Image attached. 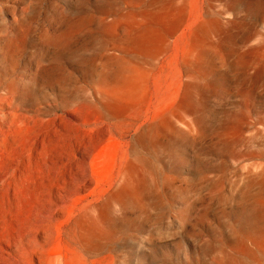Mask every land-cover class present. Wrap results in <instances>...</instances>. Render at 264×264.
<instances>
[{"label": "rangeland", "instance_id": "rangeland-1", "mask_svg": "<svg viewBox=\"0 0 264 264\" xmlns=\"http://www.w3.org/2000/svg\"><path fill=\"white\" fill-rule=\"evenodd\" d=\"M29 3L40 8L29 22V40L15 63L6 62L7 72L0 64V76L7 74L4 80L34 83L25 95L0 84V264H261L243 251L240 262L225 256L238 252L237 243L252 248L261 239L263 222L244 226L248 216L264 212V188L254 180L264 169V8L249 14L255 10L254 0L203 4L204 10L221 17L233 38L231 43L214 38L232 52L212 66L217 72L211 79L217 75L218 83L204 98L199 117L205 126L177 142L166 134L159 138L153 162L170 180L161 184L159 203L128 208L132 222L119 223L108 247L85 253L70 241V223L63 221L79 203L90 207L112 193L121 162L133 158L132 140L146 112L171 94L169 70L162 68L161 57L155 63H146L144 56L134 58L133 67L148 77L145 99L134 107L135 113L113 117L98 101L107 84L101 78V59L110 50L101 48L96 25L76 27L64 54L40 53L42 40L66 31L59 26L56 7L66 12L78 8L88 17L96 14L101 0L82 5L78 0H0L18 11ZM227 4H233L229 12ZM3 15L8 23L1 28L14 35L11 23L18 17ZM250 46L260 47V57L234 73L230 63L235 54ZM195 115L183 112L180 121L174 120L186 129L182 121L190 122ZM78 162L88 165L86 191L75 178ZM97 187L104 192L91 196ZM87 193V201L81 202ZM113 215L121 217L117 209Z\"/></svg>", "mask_w": 264, "mask_h": 264}, {"label": "bare ground", "instance_id": "bare-ground-1", "mask_svg": "<svg viewBox=\"0 0 264 264\" xmlns=\"http://www.w3.org/2000/svg\"><path fill=\"white\" fill-rule=\"evenodd\" d=\"M213 1L222 0H126L124 3L101 0V4L96 6V14L91 12L88 17L80 15L78 8L66 12L62 8L56 7V12L61 19L59 26L65 28L66 31L55 33L52 38L42 40L41 44L43 45L40 53L45 54L52 51L53 55L56 53V56L64 54L76 36L74 32L76 27L81 28L88 25L90 28L92 25H96L101 48L110 50L102 55L101 59V78L107 84L99 91L98 101L103 111L112 114L113 117H121L131 110L135 113L137 109L134 107L145 99L148 77L133 67L134 58L144 56L145 62L149 63L161 57L162 68L169 70L166 77L169 80L171 94L168 97H161L158 106L150 107L146 112L145 119L138 127L139 130L132 140L133 158L128 159L127 162H121L118 171L120 180L116 183L112 193L90 207L88 202L81 207L82 203H79L77 208L71 210L63 221L64 224L70 223L69 233L73 237L70 241L81 247L85 253L100 251L108 247L111 243L109 240L118 234L119 223L132 222L133 219L126 214L128 208L145 209L159 203L158 192L161 184L165 185L170 182L168 178L161 176L159 168L153 162L156 158L152 149L158 145L159 138L166 134L172 142H177L192 132L193 128L198 131L203 130L205 125L202 121L203 118L199 115L205 105L204 98L213 91L218 83L217 75L211 79V76L214 77L217 72L212 69V66L224 54L232 52L231 49H223L219 43L215 44L214 38L217 39V42L220 40L233 42L231 32L226 30L227 27L224 29L221 17L211 12L209 8L206 10L203 8L205 2ZM231 2L237 3L238 0H231ZM78 3L82 5L86 3V0H78ZM226 7L225 12H229L233 8V4H227ZM254 8L255 10L250 11L249 14H255L256 9L264 8V0H254ZM5 12L18 17L11 23L15 25L14 35L11 30L1 28L8 23L3 15ZM39 13L40 8L34 3H29L25 9L19 11L17 6L0 4V64L6 72V68L10 66L6 62L14 61L13 63H15L20 48L29 40V22ZM236 18L235 15L232 19ZM232 21L228 19L229 23ZM248 39L247 36L244 40L248 41ZM260 50L259 46H250L235 54L234 61L230 63L231 70L236 73L240 69V65H247L250 61L258 60ZM6 75L4 73L0 76V84L8 88V92L16 93L17 90H20L22 95H25L34 85V83L25 81L17 84L15 81L4 80ZM161 80L162 76L157 79V87L160 89ZM183 112L196 114L190 122L182 121L186 125V129L178 126L174 120L178 118L180 121L179 116H182ZM243 122L245 121L243 120ZM228 126L226 124V127L223 128L224 133L228 130ZM221 131L223 132V130ZM211 136L214 137L215 134ZM257 142L259 143V141ZM77 164L78 170L75 178L77 183L83 187V191H86L88 188L86 166L88 165L86 162ZM257 172L259 173V171ZM261 174L260 179L254 178V180H257L256 183L263 185L264 188V169ZM213 183L212 186H214ZM103 192V188L97 187L90 195H101ZM87 199L88 193L82 196L81 202L87 201ZM114 209L120 211L121 217L113 215ZM76 210L79 212L76 213ZM91 211L95 213L92 217L89 215ZM245 221L247 224L244 227L248 225V222H263L261 239L254 241L252 248L237 243L238 252L226 254L225 257L231 261L240 262L243 251L248 253L247 255L253 261L259 260L261 264H264V212L258 210L248 216ZM233 237L238 239L235 234Z\"/></svg>", "mask_w": 264, "mask_h": 264}]
</instances>
